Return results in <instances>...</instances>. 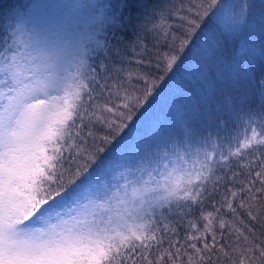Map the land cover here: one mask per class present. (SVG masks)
<instances>
[{
	"label": "snow or ice",
	"instance_id": "obj_1",
	"mask_svg": "<svg viewBox=\"0 0 264 264\" xmlns=\"http://www.w3.org/2000/svg\"><path fill=\"white\" fill-rule=\"evenodd\" d=\"M70 7L88 20L71 37L0 8V264H264V17L258 49L245 38L255 4ZM130 46L145 71L124 67ZM185 60L198 67L199 128L121 153L128 166L96 183L100 145L116 147L164 80L153 70ZM96 125L108 134L84 146Z\"/></svg>",
	"mask_w": 264,
	"mask_h": 264
},
{
	"label": "trees",
	"instance_id": "obj_2",
	"mask_svg": "<svg viewBox=\"0 0 264 264\" xmlns=\"http://www.w3.org/2000/svg\"><path fill=\"white\" fill-rule=\"evenodd\" d=\"M28 1L29 0H0V8L5 10L14 8L17 11H20L19 9L25 7ZM108 2H112V0H108ZM173 2L178 4L179 0H173ZM251 2L255 4L256 8L252 22L245 33V38L258 49L261 35L260 24L262 17H264V0H251ZM3 23V13H0V27H2ZM119 35L124 36V33H119ZM134 40V34L129 31L127 36H125L124 42L132 45ZM146 43L151 50L152 38L150 36L147 38ZM138 52L139 49L133 46H130L127 49V52L123 57L126 62L124 65L126 69L139 72L145 71V69L139 68L135 63L136 60L140 59L137 55ZM213 71L218 72L219 69L214 68ZM153 74L164 76V80L157 84V89L153 93V96L150 97L151 102L146 105V110H140L143 114L139 116V119L135 120V123L131 125L130 129H126L125 132L121 134L123 139H121L118 144L116 141H113V144H115L116 147L113 148L112 145H100L105 147V152L97 154V161L91 165L89 170L92 171V169L96 168L97 164H100L101 161L103 162L101 164L103 170L94 173V178L97 175L104 174V172L117 170L121 168L122 165L127 167L128 164L125 162L127 157H122L121 153L131 154L138 152L142 147L154 143L155 137L161 133H179L182 132L184 128L194 126L197 127V129L199 128L198 122L192 120L195 111L193 89L196 86V79L198 77L197 65L191 60H185L168 75H165L162 72L156 73L154 70ZM132 83L135 84L136 87H141L136 81H132ZM85 122H87V120ZM77 124H79V120L77 121ZM85 131H87V129H85ZM92 132L93 137H95V143L92 138H88L84 145L86 147H95L99 144V138L108 134L107 129L102 125H96L92 129ZM108 149L112 150L108 151ZM73 156H75L74 152L69 155L68 151H65V169H68L69 167L73 170L75 169L76 161L72 159ZM84 175L87 174L85 173ZM57 210L59 211V209ZM208 210L211 209L209 208ZM229 219H231V217H229ZM260 231H264V229H258L257 235H259ZM182 236L183 230L181 231V237ZM164 247H167V244H165ZM157 254L158 252H153V257ZM220 264H228V262L222 260Z\"/></svg>",
	"mask_w": 264,
	"mask_h": 264
},
{
	"label": "rangeland",
	"instance_id": "obj_3",
	"mask_svg": "<svg viewBox=\"0 0 264 264\" xmlns=\"http://www.w3.org/2000/svg\"><path fill=\"white\" fill-rule=\"evenodd\" d=\"M76 2L77 0H29L27 5L19 10L20 12L30 10L33 14L32 20L34 23L71 37L77 32H83L88 24L85 16L70 7ZM122 170L121 167L117 170L104 172V174L97 175L94 181L103 185Z\"/></svg>",
	"mask_w": 264,
	"mask_h": 264
}]
</instances>
